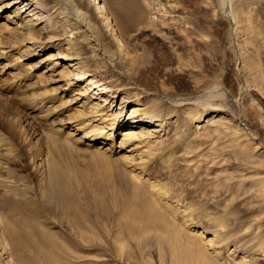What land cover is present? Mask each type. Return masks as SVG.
<instances>
[{"label": "rangeland", "instance_id": "374dc122", "mask_svg": "<svg viewBox=\"0 0 264 264\" xmlns=\"http://www.w3.org/2000/svg\"><path fill=\"white\" fill-rule=\"evenodd\" d=\"M67 2L40 0L46 20L26 34L11 31L13 8L0 12V193L41 188L37 169L58 159V142L76 160L131 155L181 240L194 239L191 254L200 241L218 264H264V94L237 59L261 39L264 60V0ZM81 71L88 76L71 84ZM128 132L138 135L124 144ZM100 223L92 260L173 264L166 229L125 236L119 255L118 228Z\"/></svg>", "mask_w": 264, "mask_h": 264}, {"label": "bare ground", "instance_id": "6f19581e", "mask_svg": "<svg viewBox=\"0 0 264 264\" xmlns=\"http://www.w3.org/2000/svg\"><path fill=\"white\" fill-rule=\"evenodd\" d=\"M39 2L40 0H0V12L5 8H13L8 17L12 24L11 31L26 34L33 29L32 26L44 19ZM98 3L100 2L97 1ZM69 4L64 6L70 14L77 17L79 11L68 7ZM261 49V39H259L256 46L240 50L237 59L240 75L244 73L250 81L260 84L264 94V60ZM65 56L60 55L56 58L60 60L65 58L64 61L70 62L74 60ZM139 61V57H131L129 64L133 66ZM87 76L88 73L85 74V71L75 73L72 77L70 76V82L75 84ZM87 83L93 86L92 94L103 92L95 85L97 82L93 84L90 79ZM80 94V96L83 95L82 92ZM82 97L75 96L72 100L76 103ZM108 106L109 109L112 108L111 104ZM97 120L100 118H95V121ZM122 122L123 117L120 119L121 124ZM159 125L162 123L159 122L157 126ZM147 130L158 132L159 129ZM145 133L142 135L139 133L140 142H147L141 138ZM91 134L88 131L83 138L90 137ZM136 135L128 132L127 139H123L124 144ZM88 140L94 139L90 137ZM54 145L58 159L43 161L41 167H38L39 170L36 168L37 171L43 170L45 173L41 188L38 187L37 191H32L33 193L29 195L28 192H22L23 190L16 187H9L6 192L0 193V264H106L100 261L103 258L97 259L98 261L95 260L96 258L92 260L94 257L91 250L96 245L94 247L91 245H94L93 238L96 232H99L95 230V227L99 226L98 224L95 226L97 221L103 224H114L116 229L118 228L116 241L113 244L117 245L119 255L122 252L125 236L137 238L149 229L156 231L161 228L171 234L173 264H189L194 260L200 264H218L206 252L205 246L200 241L197 245L195 244V253L191 254L194 239L185 237L181 240L180 227L175 222L167 220L168 212H165V208H162L159 203L161 194L159 196L158 190L155 192L152 189L153 186L145 182L147 179L141 176L144 172L143 166L141 167L142 160H136L131 155H124L123 160L121 158V160H107L105 153L99 150L92 153L94 155L90 160H76L74 156L66 155L62 142ZM110 147L113 145L111 144ZM119 148H124L123 144ZM61 153L64 158L61 157ZM121 164L127 166L129 170L118 168ZM149 185L152 188H148ZM262 191L264 192V184ZM110 202L114 203L116 214H112ZM99 209L106 212L102 215L103 217H97L96 213ZM192 223L195 222L190 220L188 224ZM163 238L164 236L160 237L161 240Z\"/></svg>", "mask_w": 264, "mask_h": 264}]
</instances>
